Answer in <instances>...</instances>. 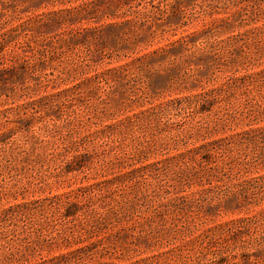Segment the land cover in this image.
I'll return each mask as SVG.
<instances>
[{
	"label": "rangeland",
	"instance_id": "rangeland-1",
	"mask_svg": "<svg viewBox=\"0 0 264 264\" xmlns=\"http://www.w3.org/2000/svg\"><path fill=\"white\" fill-rule=\"evenodd\" d=\"M263 70L264 0H0V264H264Z\"/></svg>",
	"mask_w": 264,
	"mask_h": 264
},
{
	"label": "trees",
	"instance_id": "trees-1",
	"mask_svg": "<svg viewBox=\"0 0 264 264\" xmlns=\"http://www.w3.org/2000/svg\"><path fill=\"white\" fill-rule=\"evenodd\" d=\"M233 39L234 38L223 42L218 47H213V50L211 52H209L208 54H201L200 56L211 57L213 60H215V59H222V58L227 57L230 54V50H231V48L233 47V45L235 43L233 41ZM189 41H190V37H184V39H183L182 42L177 41V42H175V43H177V45L175 43L173 45L175 46V48L179 47L177 49H180L181 48V49H183L185 51H190L191 44H190ZM167 53H168V51L165 50V51H162V53H155L154 55H167ZM150 56L147 55L145 57H141V59H147ZM141 59L139 61H143ZM139 64L137 65V63H135V61H133L131 64H129V66H133V67H136V68H140ZM121 69L124 70L125 67H122ZM116 71L117 70H112L110 72L111 73H116ZM261 75H264V70L261 71V73H258L257 74V76H261ZM200 96H196L195 98L197 99L198 97H200V99L198 98V100H201L202 102H205V104L203 106H206L212 100V99L208 98V94H204V95H200ZM245 132L246 133H242V136H244L246 134L247 135H250L251 133H253V132H248V131H245ZM75 163H76L75 167L74 166L71 167L73 170L76 167L79 168V167H81V166L84 165L83 157H80V158L76 159ZM73 212H74V210L73 209H70V211L67 212V216H71L73 214Z\"/></svg>",
	"mask_w": 264,
	"mask_h": 264
}]
</instances>
